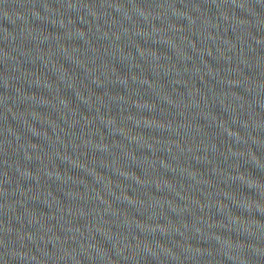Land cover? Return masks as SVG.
<instances>
[{"label":"water","instance_id":"water-1","mask_svg":"<svg viewBox=\"0 0 264 264\" xmlns=\"http://www.w3.org/2000/svg\"><path fill=\"white\" fill-rule=\"evenodd\" d=\"M264 120V0H0Z\"/></svg>","mask_w":264,"mask_h":264}]
</instances>
